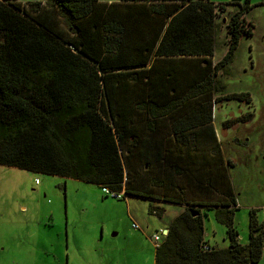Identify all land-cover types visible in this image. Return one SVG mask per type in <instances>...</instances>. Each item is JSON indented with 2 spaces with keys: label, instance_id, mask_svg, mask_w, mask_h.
<instances>
[{
  "label": "trees",
  "instance_id": "trees-1",
  "mask_svg": "<svg viewBox=\"0 0 264 264\" xmlns=\"http://www.w3.org/2000/svg\"><path fill=\"white\" fill-rule=\"evenodd\" d=\"M227 5V48L215 60ZM250 9V0H0V165L150 200L159 218L162 203L183 207L159 234L154 264H257L264 221L250 209L240 242L212 116L221 100L251 102L216 95V77L252 35ZM195 206L215 209L226 248L204 239Z\"/></svg>",
  "mask_w": 264,
  "mask_h": 264
},
{
  "label": "rangeland",
  "instance_id": "rangeland-1",
  "mask_svg": "<svg viewBox=\"0 0 264 264\" xmlns=\"http://www.w3.org/2000/svg\"><path fill=\"white\" fill-rule=\"evenodd\" d=\"M250 5L245 18L253 25L252 35L241 37L228 72L216 77L224 86L216 95L248 93L251 102L221 100L212 114L224 173L239 207L233 226L242 244L248 239V211L255 210L257 220L264 221V0H250ZM234 6L227 5L217 19L221 31L215 60L226 51L225 25ZM248 111L253 113L250 120H238ZM213 185L209 200L221 194V185ZM151 204L140 197L104 196L101 186L78 179L0 165V264H154L159 242L154 235L184 209L162 203L159 218L150 213ZM202 217L204 239L226 248V227L215 209H202ZM257 264H264V245Z\"/></svg>",
  "mask_w": 264,
  "mask_h": 264
},
{
  "label": "built area",
  "instance_id": "built-area-1",
  "mask_svg": "<svg viewBox=\"0 0 264 264\" xmlns=\"http://www.w3.org/2000/svg\"><path fill=\"white\" fill-rule=\"evenodd\" d=\"M35 182H37V180L35 181ZM102 191L105 193V194H109L110 192H109V190H108V188H102ZM113 197H116V198H120L121 196H122V193H118V194H111ZM166 232H167V230L166 229H162V230H160L159 231V234L161 233V234H166ZM159 234H155L154 235V240L155 241H159L160 240V235ZM157 244V243H156Z\"/></svg>",
  "mask_w": 264,
  "mask_h": 264
},
{
  "label": "crops",
  "instance_id": "crops-1",
  "mask_svg": "<svg viewBox=\"0 0 264 264\" xmlns=\"http://www.w3.org/2000/svg\"><path fill=\"white\" fill-rule=\"evenodd\" d=\"M207 143V145H208V142H206ZM126 196H132V195H126ZM209 244V243H208ZM210 245V244H209Z\"/></svg>",
  "mask_w": 264,
  "mask_h": 264
},
{
  "label": "water",
  "instance_id": "water-1",
  "mask_svg": "<svg viewBox=\"0 0 264 264\" xmlns=\"http://www.w3.org/2000/svg\"><path fill=\"white\" fill-rule=\"evenodd\" d=\"M194 215L196 214V212L193 213Z\"/></svg>",
  "mask_w": 264,
  "mask_h": 264
}]
</instances>
